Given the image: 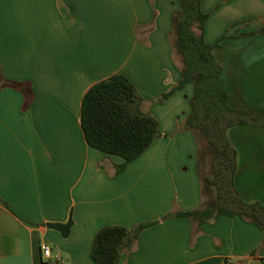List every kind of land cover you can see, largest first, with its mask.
Returning a JSON list of instances; mask_svg holds the SVG:
<instances>
[{
	"label": "crops",
	"instance_id": "0c3cea01",
	"mask_svg": "<svg viewBox=\"0 0 264 264\" xmlns=\"http://www.w3.org/2000/svg\"><path fill=\"white\" fill-rule=\"evenodd\" d=\"M200 2L229 106L264 119V0ZM179 3L0 0V264H96L100 228L152 221L116 264H264V230L239 216L162 219L206 202L198 142L183 128L193 86L157 100L180 79L171 40ZM114 74L135 85L161 133L119 173L123 159L90 147L80 125L84 93ZM226 135L235 190L264 204V128ZM69 221L66 235L47 227ZM42 244L60 258L44 259Z\"/></svg>",
	"mask_w": 264,
	"mask_h": 264
},
{
	"label": "trees",
	"instance_id": "16d2710c",
	"mask_svg": "<svg viewBox=\"0 0 264 264\" xmlns=\"http://www.w3.org/2000/svg\"><path fill=\"white\" fill-rule=\"evenodd\" d=\"M179 4L171 19V40L172 52L181 64L180 79L157 100H165L188 83L193 86L190 113L183 128L193 131L198 142L197 172L206 202L203 208L172 212L162 219L182 217L200 225L220 215L239 216L264 230V204L245 201L234 188L237 152L226 135L227 129L236 125L264 128V119L229 106L228 96L219 84L222 67L213 54L218 44L206 42L203 36L208 14L202 11L200 0H180ZM142 101L135 85L123 74L93 84L82 97L80 125L84 139L90 147L123 159L116 167L117 173L161 135L158 120L142 110ZM207 154L211 156L210 178L202 165ZM212 190L214 194L210 195ZM155 223L145 222L133 229L119 225L100 228L91 245L92 261L116 264L122 252L131 249L138 234Z\"/></svg>",
	"mask_w": 264,
	"mask_h": 264
},
{
	"label": "built area",
	"instance_id": "2783aa9c",
	"mask_svg": "<svg viewBox=\"0 0 264 264\" xmlns=\"http://www.w3.org/2000/svg\"><path fill=\"white\" fill-rule=\"evenodd\" d=\"M41 253H42V257L44 258V259H50V258H54V259H59L60 258V256H59V254H53L52 253V250H51V248H50V246L49 245H47V244H42L41 245Z\"/></svg>",
	"mask_w": 264,
	"mask_h": 264
},
{
	"label": "water",
	"instance_id": "95a60500",
	"mask_svg": "<svg viewBox=\"0 0 264 264\" xmlns=\"http://www.w3.org/2000/svg\"><path fill=\"white\" fill-rule=\"evenodd\" d=\"M47 227L56 229V230L60 231L63 235H66V233L68 232V229L70 227V221L66 224L48 223Z\"/></svg>",
	"mask_w": 264,
	"mask_h": 264
},
{
	"label": "rangeland",
	"instance_id": "374dc122",
	"mask_svg": "<svg viewBox=\"0 0 264 264\" xmlns=\"http://www.w3.org/2000/svg\"><path fill=\"white\" fill-rule=\"evenodd\" d=\"M210 161H211V156L209 154L206 155L204 162H203V170L204 173H206L207 177H211V172H210ZM214 192L212 190V193L210 195H213Z\"/></svg>",
	"mask_w": 264,
	"mask_h": 264
}]
</instances>
